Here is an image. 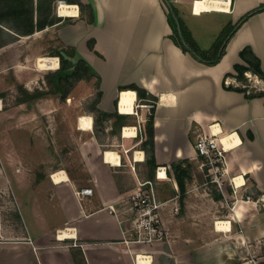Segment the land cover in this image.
Returning a JSON list of instances; mask_svg holds the SVG:
<instances>
[{
  "label": "crops",
  "instance_id": "crops-1",
  "mask_svg": "<svg viewBox=\"0 0 264 264\" xmlns=\"http://www.w3.org/2000/svg\"><path fill=\"white\" fill-rule=\"evenodd\" d=\"M32 2L36 19L38 0H0V31L12 33L14 39L9 36L0 48L14 44L17 37L31 36L17 32L26 29ZM81 2L93 8L94 22L80 17V12L58 14L62 19L44 29L56 30L59 41L75 48L100 74L98 108L118 112L123 125L119 129L116 118L109 117L95 127L94 113L83 106L97 92L94 77L88 80L84 97L74 90L66 99H38L29 111L30 102L8 109L15 129L19 121L25 124L26 136H9L4 156L13 161L5 171L7 184L0 190L8 186L13 191L21 224L0 218V264H257L251 259L241 261L238 243L264 237V212L258 210L259 203L264 207V97L247 99L243 92L226 89L224 81L227 74L236 73L235 63L246 64L240 57L245 47L260 59L264 72V11L234 27L264 0H229L228 10L205 9L203 0H170L199 45L196 31L206 37L211 30L230 26L225 54L215 65L196 60L174 43L163 0ZM66 18L74 22L67 24ZM211 43L201 46L207 49ZM133 85L149 98H139L134 90L133 113L122 114L120 88ZM153 104L157 167L152 179L158 167H166L167 178L157 180L156 186L159 196L168 200L162 218L171 237L153 245H127L126 221L110 206L121 209V199L135 191L140 181L152 180H140L137 168H147L141 131ZM63 111H67V125L62 122ZM36 115L45 121L40 129L44 139L33 128ZM125 128L134 133L124 136ZM211 129L238 135V144L226 152L222 191L207 179L205 158L196 149L199 137ZM74 151L77 163L71 156ZM178 161L185 162L184 193L172 168ZM59 173L56 181L53 175ZM240 176L243 182L238 188L229 184L232 177ZM83 188H92L93 193L79 194ZM28 191L34 205L31 211L38 214L36 204L46 200L60 220L29 231L20 211ZM249 245L243 252L253 253ZM137 254L142 255L139 262ZM259 262L264 264V258Z\"/></svg>",
  "mask_w": 264,
  "mask_h": 264
},
{
  "label": "trees",
  "instance_id": "trees-1",
  "mask_svg": "<svg viewBox=\"0 0 264 264\" xmlns=\"http://www.w3.org/2000/svg\"><path fill=\"white\" fill-rule=\"evenodd\" d=\"M55 0H38L37 15L36 19L34 16V4L32 2V13L30 16H25V27L26 29L20 30V35H32L37 30H42L46 26L53 25L62 18L58 16L53 9V2ZM69 4H77L80 8H84V3L81 0H65ZM168 6L167 19L172 28L171 38L174 43L181 48L184 53H189L196 60L207 64L215 65L220 62L226 51V45L231 37L232 30L226 31L223 29L222 33L216 38V41L207 49H202L196 39L194 38L191 30L188 28L178 10L170 4V0H163ZM90 9L89 18L87 19L90 23L94 22L95 14L90 4H86ZM264 11V3L257 8L251 10L245 14L234 27L242 25L252 15ZM22 17V16H20ZM1 34V31H0ZM14 40V39H13ZM2 36L0 38V47L3 43ZM94 40L90 43L89 47H92ZM64 53L70 57L66 58ZM60 59V67L53 72H49L46 75V82L49 85L47 90L36 89L33 91L28 90L23 85L19 86L20 96L18 97V103L30 102L32 100L53 95L66 99L71 91L72 80L74 79H85L91 80L93 77L96 78V89L97 92L92 96L86 103L85 108L95 116V127L98 126L103 120L109 117H115L118 123L119 129L122 127L121 115L118 112L113 114L106 113L98 108L102 91L100 89L101 76L100 74L83 58L81 57L75 48L64 46L62 49H58L55 53ZM240 57L245 61L246 64L235 63L234 69L236 75L227 74L235 77L238 82L246 84L243 86L229 85L227 86L224 81V87L228 90H235L243 92L247 99L255 97H264V90L255 92L248 85V79L245 75L246 72H251L257 75L259 78L264 80V72L261 68L260 59L252 52L250 47H245L240 51ZM120 89H133L137 91L139 98H149L145 90L140 87L133 85L130 87H121ZM154 105L148 117V120L142 128L141 135L143 140L141 142V148L146 153V166H147V179H152L155 169L157 167L155 158V127H154ZM140 136V135H139ZM184 161L174 162L172 168L175 172V177L181 193L185 191L184 176L186 174V168L183 166ZM218 189V188H216ZM219 190V189H218Z\"/></svg>",
  "mask_w": 264,
  "mask_h": 264
},
{
  "label": "rangeland",
  "instance_id": "rangeland-1",
  "mask_svg": "<svg viewBox=\"0 0 264 264\" xmlns=\"http://www.w3.org/2000/svg\"><path fill=\"white\" fill-rule=\"evenodd\" d=\"M59 0L53 2V9L54 12L57 13ZM80 17H83L86 19V16L89 18V11L90 9L84 5V8L79 7ZM82 14V15H81ZM87 18V19H88ZM205 18V17H203ZM191 21V18L189 19V23ZM65 22L67 24H71L74 22L72 18H66ZM230 26L226 27V31H229ZM222 31L216 32L215 30H211L210 32L205 34H200V32L196 31V35L198 36L201 45H211L216 41V38L219 34H221ZM56 30L51 29H44L41 31H37L34 35L31 36H22L17 37L18 41H16L14 44L9 45L8 47L0 48V109L3 108L2 113H0V187L6 183L8 180V176L6 175V169L9 165V162L13 161V159H9L7 157H4L7 155V150L9 147L8 144V137L11 135H15L20 133L21 136H26V133L24 132V126L22 121H19L20 125H18V128H14V125L11 123L12 120H9L8 116V109H11L15 106H18V97L20 96L19 93V86L23 85L25 88H27L30 91L40 89V90H47L48 84L46 82V75L49 72L55 71L57 68L60 67V59L58 58V65L55 69H40L38 68L36 64V60L39 56H55V53L58 49H62L64 45L59 41L58 37L56 36ZM2 36V41H8L9 39H13L12 33L9 32H1L0 38ZM9 36H12L11 38ZM200 45V46H201ZM202 49H206L203 46H201ZM94 79V78H92ZM88 81L84 80L81 82V79H74L72 80L71 84V91H74L78 94L79 97H84L86 94V91L88 89ZM81 84V85H80ZM82 86V87H81ZM78 88V89H77ZM81 88V89H80ZM44 97H55L53 95H48ZM44 97L38 98V99H44ZM32 100L30 101V106L27 108L29 111L32 109V103L35 104V102L38 100ZM62 100V99H60ZM89 100V99H86ZM85 101H83V106L85 107ZM62 102H66L62 100ZM83 107V109H84ZM4 111V112H3ZM67 112V111H66ZM65 111H63L62 114V122L63 124L67 125L69 124L68 115ZM23 113V112H21ZM83 115L80 116V120L83 119ZM45 118V117H44ZM89 121H91L92 124V118L89 116ZM10 121V122H9ZM33 122L35 123L36 127V133L40 137V139L45 138V133L40 132L41 126L45 123L43 122V119L40 115L34 116ZM18 123V122H17ZM74 161L79 162V159L77 158L76 151L71 153ZM147 174V168L142 165L139 168H137V175L140 178V180H143L146 178ZM27 179V178H26ZM207 179L210 181V178L207 177ZM7 188V189H6ZM217 188V187H216ZM165 194L168 196L170 195V192L164 191ZM32 195L31 191L25 192V196L27 197V202H22V207L20 208L23 220L25 221V224L29 231H39L40 226L44 224H50L54 223L58 220H60V214H57L55 212L56 209L52 207L50 204V207L45 203L46 200H39L37 205L38 214H35L33 211H31L32 206H34L32 202V198L30 196ZM26 200V199H25ZM31 203V204H30ZM18 206L15 203V195L12 190H9L8 186H5V188H1L0 190V218L1 220H9L12 221V224L18 225L21 224V221L19 222V218H16ZM259 212H264V207L261 203H259L258 206ZM41 222V223H40ZM250 244V245H249ZM248 242L246 241H240L238 243L240 248V259L241 261H248V259L252 260L254 263H261L259 262L260 258H264V237L257 238L255 240H251ZM250 246V249L253 248V253L249 251H244V246ZM246 247V248H247Z\"/></svg>",
  "mask_w": 264,
  "mask_h": 264
},
{
  "label": "built area",
  "instance_id": "built-area-1",
  "mask_svg": "<svg viewBox=\"0 0 264 264\" xmlns=\"http://www.w3.org/2000/svg\"><path fill=\"white\" fill-rule=\"evenodd\" d=\"M245 75L248 79V85L255 92L264 90V82L261 78L251 72H246ZM225 84L227 86H246V84L238 82L232 76L225 78ZM233 132L231 131L230 133ZM226 133L221 129L218 132H214L211 129L209 133L201 135L196 143L199 155L205 158L203 165L207 168L206 173L210 178V182L214 183L221 191L226 183V152L238 144L226 148L222 142ZM161 171L164 172L163 176H161ZM164 178H167L166 167H158L154 179L140 181L135 191L126 198L121 199V209L118 210L114 205L110 206L111 211L121 213L126 221V231L129 235L124 238V242L127 245H153L157 242L169 241L171 237L170 230L162 218V209L168 200H164L159 196L156 186L157 180ZM235 179L236 177H232L229 184L238 188L239 186L236 184ZM78 193L92 194L93 189L83 188ZM141 256L140 254L136 255L137 262H139Z\"/></svg>",
  "mask_w": 264,
  "mask_h": 264
},
{
  "label": "bare ground",
  "instance_id": "bare-ground-1",
  "mask_svg": "<svg viewBox=\"0 0 264 264\" xmlns=\"http://www.w3.org/2000/svg\"><path fill=\"white\" fill-rule=\"evenodd\" d=\"M229 0H203V7L206 9L213 8L217 10H228L229 9ZM57 12L60 16H76L79 13V6L77 4H69L65 1H60L58 3ZM58 57L57 56H39L36 60V64L40 69H55L57 68ZM119 99V110L123 113H133L134 103L136 101V93L134 90H123L120 92ZM216 128V127H215ZM219 128V127H218ZM134 130V129H133ZM131 128L124 129V136H131L134 131ZM214 132H218L219 130H213ZM225 136L226 148H230L235 144L238 139V135L236 133H231ZM224 143V144H225ZM142 157V156H141ZM141 157L137 156L139 160ZM59 174H54L53 178L57 181L60 178ZM236 184L238 186L242 185L243 178L240 176L235 179ZM220 227H223V224H219ZM65 233V232H64ZM64 236V235H63Z\"/></svg>",
  "mask_w": 264,
  "mask_h": 264
},
{
  "label": "water",
  "instance_id": "water-1",
  "mask_svg": "<svg viewBox=\"0 0 264 264\" xmlns=\"http://www.w3.org/2000/svg\"><path fill=\"white\" fill-rule=\"evenodd\" d=\"M64 55H65L66 58L70 59V57L68 55H66L65 53H64Z\"/></svg>",
  "mask_w": 264,
  "mask_h": 264
}]
</instances>
